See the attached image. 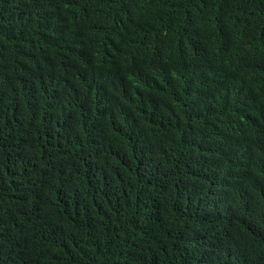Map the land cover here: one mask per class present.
<instances>
[{"label":"trees","instance_id":"1","mask_svg":"<svg viewBox=\"0 0 264 264\" xmlns=\"http://www.w3.org/2000/svg\"><path fill=\"white\" fill-rule=\"evenodd\" d=\"M0 264H264V0H0Z\"/></svg>","mask_w":264,"mask_h":264}]
</instances>
